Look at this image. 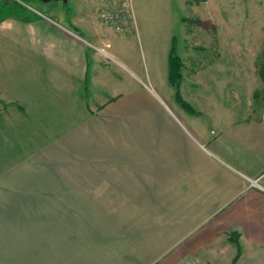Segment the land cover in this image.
Segmentation results:
<instances>
[{
	"label": "crops",
	"instance_id": "1",
	"mask_svg": "<svg viewBox=\"0 0 264 264\" xmlns=\"http://www.w3.org/2000/svg\"><path fill=\"white\" fill-rule=\"evenodd\" d=\"M72 2L0 16V264H264V89Z\"/></svg>",
	"mask_w": 264,
	"mask_h": 264
},
{
	"label": "rangeland",
	"instance_id": "2",
	"mask_svg": "<svg viewBox=\"0 0 264 264\" xmlns=\"http://www.w3.org/2000/svg\"><path fill=\"white\" fill-rule=\"evenodd\" d=\"M88 1L99 18V1ZM73 7L72 0H0V16L13 8L58 15ZM134 8L140 34L131 37L135 42L128 49L141 64H146L147 44L161 47L174 42L187 61V74L197 66L193 57H201L202 70L212 67V82L219 88L264 89L259 73L264 58V0H134ZM107 59L119 71L120 65Z\"/></svg>",
	"mask_w": 264,
	"mask_h": 264
},
{
	"label": "built area",
	"instance_id": "3",
	"mask_svg": "<svg viewBox=\"0 0 264 264\" xmlns=\"http://www.w3.org/2000/svg\"><path fill=\"white\" fill-rule=\"evenodd\" d=\"M100 21L123 34H132L137 30L133 10V0H98ZM106 56L104 48H98Z\"/></svg>",
	"mask_w": 264,
	"mask_h": 264
},
{
	"label": "trees",
	"instance_id": "4",
	"mask_svg": "<svg viewBox=\"0 0 264 264\" xmlns=\"http://www.w3.org/2000/svg\"><path fill=\"white\" fill-rule=\"evenodd\" d=\"M182 68H183V59L177 53L175 43L173 42L169 56V79L171 84L175 86L176 89H178V85L182 80V76H183ZM259 73L261 79L264 81V58L260 62ZM177 96L181 102L185 103L183 99L180 97L178 90H177Z\"/></svg>",
	"mask_w": 264,
	"mask_h": 264
},
{
	"label": "water",
	"instance_id": "5",
	"mask_svg": "<svg viewBox=\"0 0 264 264\" xmlns=\"http://www.w3.org/2000/svg\"><path fill=\"white\" fill-rule=\"evenodd\" d=\"M43 1H50V0H43ZM63 1H68V0H63Z\"/></svg>",
	"mask_w": 264,
	"mask_h": 264
}]
</instances>
